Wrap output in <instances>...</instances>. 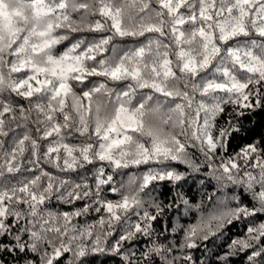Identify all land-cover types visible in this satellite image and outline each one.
I'll use <instances>...</instances> for the list:
<instances>
[{
	"label": "snow or ice",
	"instance_id": "obj_1",
	"mask_svg": "<svg viewBox=\"0 0 264 264\" xmlns=\"http://www.w3.org/2000/svg\"><path fill=\"white\" fill-rule=\"evenodd\" d=\"M259 113L264 0H0V264H264Z\"/></svg>",
	"mask_w": 264,
	"mask_h": 264
},
{
	"label": "trees",
	"instance_id": "obj_2",
	"mask_svg": "<svg viewBox=\"0 0 264 264\" xmlns=\"http://www.w3.org/2000/svg\"><path fill=\"white\" fill-rule=\"evenodd\" d=\"M20 103H23V101H19ZM259 112V110H258ZM222 119V118H221ZM256 121H260L262 124H264V113H259V114H254L253 115V122H256ZM251 127V125H249ZM264 131V127H258L257 128V138L260 137V133ZM33 135H35V130L33 129ZM48 168V170L58 174V175H64V174H61V173H57L55 169H51L50 166H46ZM19 175V174H18ZM29 173H24V176H28ZM73 179H75L76 177L73 175L72 176ZM119 178V177H118ZM126 179V178H125ZM196 189H193V192H195ZM209 191H211V189H209ZM171 195V192H168V196ZM191 195V194H190ZM107 196L109 199H116L118 197H116L114 194L112 193H107ZM165 199V202H167L166 198ZM242 200L244 203H249L247 197H242ZM78 203H83V202H78ZM58 210H61L60 206L57 205L56 206ZM68 206H63V209L62 210H67ZM171 217V213H169V216L168 217H165L164 220L167 221V219H169ZM97 218V214L93 213L91 214L90 217H88V222H94L95 219ZM175 219L174 217H172V222L175 223ZM260 220H264V216L262 217H259V219L257 220V222H260ZM76 221H74L75 223ZM247 223L246 221L240 223L237 228L233 229L234 232H237V233H241L242 234V231L244 229V224Z\"/></svg>",
	"mask_w": 264,
	"mask_h": 264
}]
</instances>
